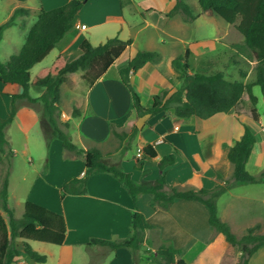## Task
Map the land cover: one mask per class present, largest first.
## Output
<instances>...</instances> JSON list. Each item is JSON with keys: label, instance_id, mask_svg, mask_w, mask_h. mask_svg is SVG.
<instances>
[{"label": "crops", "instance_id": "crops-1", "mask_svg": "<svg viewBox=\"0 0 264 264\" xmlns=\"http://www.w3.org/2000/svg\"><path fill=\"white\" fill-rule=\"evenodd\" d=\"M28 1L24 2V8L29 9L30 14L13 26L22 35L19 52L37 20L39 10H52L69 2L37 0L30 6ZM185 1L197 16L193 22H185L181 14L167 16L175 7L176 0H123V5L121 0H89L74 19L73 27L64 39L30 71L33 81L60 56L67 61L77 59L82 54L80 46L84 40L94 46L114 37L132 41L93 86L87 85L83 72L69 75V81L60 88L59 119L61 123L69 124L68 134L79 149L87 151L98 148L106 165L130 173L138 186L151 185L159 178L158 163L169 154H176V164L165 170L168 189H213L220 183L218 174L226 181L231 180L234 167L228 160V152L243 136L245 126L256 137L247 170L253 175H259L264 170V122L260 113V122L257 123L244 115L243 108L240 109L246 93L230 114L220 113L208 120L197 117L177 118L174 109H171L155 116V120L149 123L153 119L151 116L143 129L138 128L139 132L131 141L129 138L121 141L114 135L113 130L131 133L133 126H137L138 119L142 117L134 108L132 93L120 79V70L138 52L157 51L161 55L159 63H149L138 72L130 74L131 84L140 96L141 104L150 108L155 96L165 90L171 95L177 90L178 83L172 81L175 74L172 61L179 54L165 55L174 44L180 42L185 53L189 49L192 55L198 56L207 52L210 42L218 37L217 33L224 37L230 28H237L238 24L230 25L217 14H206L200 5L198 8L190 4V0ZM16 9V6L12 7L8 16ZM202 21L215 31L213 40L195 38L194 33ZM177 25L187 30L190 36L180 38L174 29ZM82 26H86V30H82ZM11 28L5 31L3 40ZM22 92L20 85L0 82V118L10 113L11 96ZM43 93L44 88L41 87L32 86L30 89L33 98ZM66 97H70L71 104H67ZM74 109L79 112L76 117L73 116ZM43 111L41 113L37 107H22L18 110L13 124L6 132L9 143L6 150L10 148L13 151L12 158L17 156V149L9 138L14 125L25 134L26 139H29L30 131L35 126L46 139L49 169L36 179L30 193L35 200L27 198L24 207L27 201H32L63 215L67 233L62 246L29 242L36 252L47 257L44 264H133V255L129 250L113 251L107 247L90 245V242L93 239L127 238L131 233L132 213L136 208L150 225L158 228L160 241H169L181 250V258L188 264H236L239 251L222 234L212 230L209 213L199 202L178 199L168 211L154 210L150 207L152 196L146 194L139 196L135 205L124 185L109 173L91 176L86 195H67L61 199V189L70 179L85 176V158L84 155L78 156L66 151L62 142L53 138L44 108ZM147 124L150 126L149 131L144 129ZM147 137L149 140H146ZM135 142L137 151L130 157L128 153ZM147 145L155 146L157 158L151 159L144 155L143 148ZM23 147L27 154L28 143H24ZM139 150L143 154L141 158H138ZM137 159H140L139 163ZM10 176L11 173L9 196ZM253 186L262 188L261 194L255 198L256 202L238 195L237 187L221 196L217 203L219 217L230 225L233 232L239 230L237 237L244 236L249 228L255 226H259V230L264 233V211L260 207L264 206V182ZM225 195L230 196L226 204L222 201ZM263 250L264 247L251 258L250 264ZM15 264L37 263L22 255Z\"/></svg>", "mask_w": 264, "mask_h": 264}, {"label": "trees", "instance_id": "trees-1", "mask_svg": "<svg viewBox=\"0 0 264 264\" xmlns=\"http://www.w3.org/2000/svg\"><path fill=\"white\" fill-rule=\"evenodd\" d=\"M27 1V0H22ZM89 0H69L61 7L45 10L41 8L35 24L28 32L26 41L18 54L0 61V82L3 84L20 85L21 94L11 96L10 113L0 118V156L5 154L8 141L6 132L13 124L18 110L22 107L35 108L43 106L48 123L52 128V136L62 142L63 147L70 153L84 155L85 176L70 179L61 189V199L67 195H86L87 183L91 176L100 173H109L117 178L129 192L136 205L139 196L151 195L150 207L154 210L168 211L176 200L195 201L201 203L209 213V224L216 233L222 234L226 241L236 248L240 255L236 264H250L251 258L264 247V234L256 233L259 226L249 228L242 237H237L230 225L221 220L218 214V200L229 190L237 186L261 184L264 182V170L259 175H253L247 170V164L256 143L253 131L245 126L244 134L239 141L229 149L228 160L234 167L233 177L226 181L217 175L220 183L213 189L181 191L176 187H167L165 170L176 164V154L163 157L158 163L159 178L151 185L138 186L132 180V175L115 166H108L103 162V154L98 148L87 151L79 149L68 134L69 124L60 122L61 114V86L69 81V75L83 72V79L89 87L93 86L115 61L132 44L131 40L123 41L119 37L108 39L97 46L84 40L80 46L82 54L73 61L59 57L55 63L45 69L33 81L31 69L47 58L55 47L64 39L72 29L73 21L80 15L83 6ZM122 5H123V0ZM199 5L206 14H217L226 23L237 25L238 31L244 38V44L238 48L244 52L251 61L256 62V80L251 84L243 81H230L221 71L209 73L206 69L190 73L188 49L182 56L172 61L173 68L179 73L181 85L169 95L165 90L154 97L150 108L141 104L140 96L130 81V74L136 73L149 63H159L161 55L157 51L138 52L128 64L120 70V79L130 90L133 105L139 116L151 114L152 117L162 112L174 109L177 118L197 117L208 120L223 113L230 114L247 93L253 108L254 121H259L257 110L258 98L253 93V87L258 86L264 92V0H199ZM30 14L29 9L17 8L10 18L0 25V43L4 33L9 28ZM181 14L185 22L197 19L192 7L185 0H176V5L168 17ZM44 88V93L33 98L31 87ZM79 112L74 109L73 116ZM114 135L123 141L126 138L133 140L139 129L133 126L131 133H118ZM146 157L155 159L158 154L154 145L143 148ZM13 156V151L10 150ZM140 162V159H137ZM48 163V162H47ZM9 173L4 179L0 192L2 211L0 212V264H15L22 255H26L37 264L47 261L45 255L36 252L30 241L62 246L66 240L67 226L63 215L32 201H27L24 213L20 219L15 217V211L9 205ZM8 215V221L4 215ZM149 233V236H148ZM159 235L157 227L148 223L145 216L136 208L132 213L131 233L125 239L102 240L93 239L90 245L107 247L113 251L127 249L133 255V264H140L141 250L146 245L155 250V261L158 264H188L181 258V250L176 249L169 241H155L150 235Z\"/></svg>", "mask_w": 264, "mask_h": 264}, {"label": "rangeland", "instance_id": "rangeland-1", "mask_svg": "<svg viewBox=\"0 0 264 264\" xmlns=\"http://www.w3.org/2000/svg\"><path fill=\"white\" fill-rule=\"evenodd\" d=\"M24 2L25 1L22 0H0V25L10 18L8 14L11 13L12 7L14 8V6H16V8H24ZM36 2L37 0L28 1L30 6L35 4ZM190 4H193L198 8L200 7L197 0H190ZM237 24H239V22ZM199 27L200 28L197 29L194 33V36L195 38H197V40H213L215 38V31L211 28V26L205 25L204 21L201 22ZM174 29L180 38H187L188 36H190V33H188L187 30L182 29L178 25L175 26ZM217 34L218 37L210 42L206 53L198 56H194L191 53V56L189 58L190 72L194 73L204 69H206L209 73L221 71L225 74L226 79L231 81H243L247 84L255 82L256 62L251 61V59H249V57L238 48V46L244 44V38L242 34L238 31L237 28H230V31L224 37L221 33ZM21 38V32L16 27H13L8 31L5 40L0 43V61H5L9 58V56L18 54V48L20 46ZM168 54H179L176 56V58L181 55L183 56L185 54L183 45L180 42H177V44H174V46L171 47L165 55L167 56ZM172 81L178 83L177 88L180 87L182 81L179 79L178 72L175 71ZM253 93L259 99L256 107L258 112L262 116V121L264 122V92L260 87L255 86L253 87ZM66 100L68 102H66L67 104H71L70 97H66ZM37 108L41 109V113L44 112L42 106L39 105L37 106ZM242 108L245 112L244 115L253 119V105L247 93L245 94L241 102L240 109ZM240 109L238 111H240ZM154 117L151 120L149 119V123L155 120ZM140 120L141 117L138 119V122ZM146 122L148 121L146 120ZM258 122H260V118L257 123ZM148 124L144 128L145 131H149L150 129V126ZM38 131V127L35 126L30 131L29 139H26L25 134H23L21 131H18L16 125H14L9 132V138L10 141L14 144V148L17 149V156L15 158H12L13 156L10 154V148L9 150H6L5 154L0 156V192L3 187L5 177L8 173L9 175L11 173L9 205L12 209H14L15 217L17 219L21 218L24 213L25 200L27 198H29L30 200H35V197L30 195V193L36 182V179L41 174H45L49 169V161H47L49 157L47 155L48 147L46 144V139ZM146 140H149V137H147ZM24 143H28L29 145L27 154L24 153ZM136 151L137 142H135L133 144V147L129 150V156H134L136 154ZM148 164L151 165L152 163L148 162ZM237 187H234V189L237 188L236 193H238V195L244 197L245 199L250 198L253 201H255V198H257L261 194L260 191L262 189L257 186H253V184ZM229 200L230 196L225 195L222 201L226 204ZM252 200L249 201L251 202ZM260 207L262 211H264V206ZM0 212H3L1 197ZM4 217L8 221V215L5 214ZM233 233L236 236H239L240 234L238 229H236V231H234ZM256 233L264 234L259 229ZM150 236L153 237L155 246H157L159 242L157 240L158 237L156 233H152ZM141 255L142 257L140 259V264H158L155 261L156 254L154 249L150 250L146 245H144L141 250ZM252 264H264V250L253 260Z\"/></svg>", "mask_w": 264, "mask_h": 264}, {"label": "water", "instance_id": "water-1", "mask_svg": "<svg viewBox=\"0 0 264 264\" xmlns=\"http://www.w3.org/2000/svg\"><path fill=\"white\" fill-rule=\"evenodd\" d=\"M151 117V114H146L141 117V120L137 123V127L141 130L144 127V124L146 120H148Z\"/></svg>", "mask_w": 264, "mask_h": 264}, {"label": "built area", "instance_id": "built-area-1", "mask_svg": "<svg viewBox=\"0 0 264 264\" xmlns=\"http://www.w3.org/2000/svg\"><path fill=\"white\" fill-rule=\"evenodd\" d=\"M81 29H82V30H86V26H82ZM142 155H143V154H142V151L139 150V152H138V158H141Z\"/></svg>", "mask_w": 264, "mask_h": 264}]
</instances>
